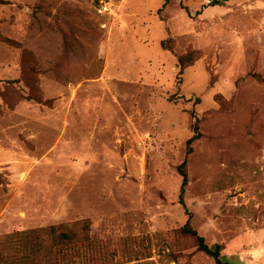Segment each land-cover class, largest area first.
I'll use <instances>...</instances> for the list:
<instances>
[{"label":"rangeland","instance_id":"rangeland-1","mask_svg":"<svg viewBox=\"0 0 264 264\" xmlns=\"http://www.w3.org/2000/svg\"><path fill=\"white\" fill-rule=\"evenodd\" d=\"M3 1L1 264H62L50 226L85 220L76 264H215L188 214L264 264V0Z\"/></svg>","mask_w":264,"mask_h":264},{"label":"trees","instance_id":"trees-1","mask_svg":"<svg viewBox=\"0 0 264 264\" xmlns=\"http://www.w3.org/2000/svg\"><path fill=\"white\" fill-rule=\"evenodd\" d=\"M168 0H165V3ZM227 1V0H224ZM5 3L3 0H0V4ZM218 0H214L211 4H218ZM164 50L171 51V46H166L165 42L161 44ZM198 59L197 52H188L187 54L178 57V64L180 69H184L192 65ZM260 82L264 83V78L256 76ZM194 118L193 136L187 141V155L192 152L191 145L194 141L198 140L200 137L198 120ZM187 160L185 159L178 167L177 172L182 178L180 193H179V203L186 209L184 203V195L186 192V187L188 185V176H187ZM187 212V211H186ZM188 219L185 225L180 229V233L193 238L196 246V250L200 253L205 254L206 256L213 259L215 264H235L229 261L225 256L222 255V248L220 245L208 246L205 243V240L200 236L191 225V216L188 214ZM49 235L52 241V245L59 252L60 260L62 264H76L73 260L76 254L78 253L79 248L90 249L94 247L93 241L90 238V223L89 221H81L74 224H61L50 226ZM4 263V254L0 249V264Z\"/></svg>","mask_w":264,"mask_h":264},{"label":"built area","instance_id":"built-area-1","mask_svg":"<svg viewBox=\"0 0 264 264\" xmlns=\"http://www.w3.org/2000/svg\"><path fill=\"white\" fill-rule=\"evenodd\" d=\"M111 2L109 0H97L95 3V11L99 15H107L112 13Z\"/></svg>","mask_w":264,"mask_h":264}]
</instances>
